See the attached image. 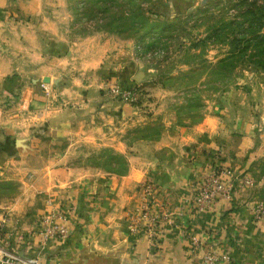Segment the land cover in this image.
I'll list each match as a JSON object with an SVG mask.
<instances>
[{"label": "crops", "instance_id": "obj_1", "mask_svg": "<svg viewBox=\"0 0 264 264\" xmlns=\"http://www.w3.org/2000/svg\"><path fill=\"white\" fill-rule=\"evenodd\" d=\"M71 21L66 0H0V246L40 264H201L206 247L229 254L219 264H264V219L250 211L264 200V126L229 125L209 113L177 122L158 97L117 101L127 110L120 119L133 126L125 145L112 146L125 157L121 174L76 157L81 142L71 140H80L81 130L40 133L39 107L93 104L111 82L118 88L135 82L129 49L117 63L112 58L126 43L103 32L73 37ZM62 135L68 140L55 144ZM214 164L232 177L234 189L194 211L195 185ZM241 175L251 183L241 185ZM144 182L152 183L172 221H160L151 241L127 227ZM50 207L66 213V232L41 242L38 218ZM185 235L197 237L202 248L189 250Z\"/></svg>", "mask_w": 264, "mask_h": 264}, {"label": "rangeland", "instance_id": "obj_2", "mask_svg": "<svg viewBox=\"0 0 264 264\" xmlns=\"http://www.w3.org/2000/svg\"><path fill=\"white\" fill-rule=\"evenodd\" d=\"M66 1L73 37L103 32L126 43L112 58L117 63L126 57L124 47L129 49L136 78L125 88L133 89L134 102L161 98V110L177 122L209 113L229 125L239 120L264 126V19L257 16L264 0ZM117 101L126 102L109 91L93 104L52 111L39 107L40 133L46 128L81 130L80 140H71L81 142L76 157L88 167L121 174L125 157L112 146L125 145L133 126L120 119L127 110ZM48 117L50 122H44ZM54 139L62 145L68 137Z\"/></svg>", "mask_w": 264, "mask_h": 264}, {"label": "built area", "instance_id": "obj_3", "mask_svg": "<svg viewBox=\"0 0 264 264\" xmlns=\"http://www.w3.org/2000/svg\"><path fill=\"white\" fill-rule=\"evenodd\" d=\"M41 88L46 92V86L40 82ZM108 91L115 94L121 100L134 102L135 94L132 88L119 89L113 83L108 84ZM226 170L221 165H211L208 172L196 183L195 190L189 200V208L194 211H201L213 205L219 198H229L234 184L232 177L225 176ZM241 185H249L251 178L248 175L238 177ZM154 186L150 182L142 183L140 187V197L138 202V211L131 215L127 227L134 233L143 231L151 241L160 227V221L171 223L170 214L165 210L162 203L154 197ZM156 205L158 210L153 211ZM251 215L254 219H264V200L257 201L251 209ZM175 212H182V208H176ZM67 215L63 210L56 207H50L47 213L40 215L36 234L41 242H45L55 237L63 236L66 232ZM19 235V234H18ZM21 237V235H19ZM189 250L202 248L200 240L193 235L184 236ZM229 260V254L225 251H215L211 248H203L200 255L201 264H219ZM0 262L2 264H40L36 256L23 257L16 253H11L0 246Z\"/></svg>", "mask_w": 264, "mask_h": 264}, {"label": "trees", "instance_id": "obj_4", "mask_svg": "<svg viewBox=\"0 0 264 264\" xmlns=\"http://www.w3.org/2000/svg\"><path fill=\"white\" fill-rule=\"evenodd\" d=\"M257 16H259V19H264V7L257 11Z\"/></svg>", "mask_w": 264, "mask_h": 264}]
</instances>
